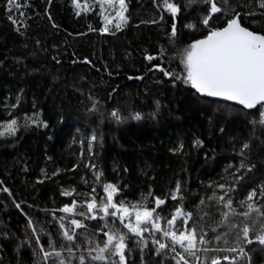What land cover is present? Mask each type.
I'll use <instances>...</instances> for the list:
<instances>
[{"label": "trees", "instance_id": "obj_1", "mask_svg": "<svg viewBox=\"0 0 264 264\" xmlns=\"http://www.w3.org/2000/svg\"><path fill=\"white\" fill-rule=\"evenodd\" d=\"M171 2L181 6L175 20L157 7L160 0H125L127 23L117 30L113 19L105 32L101 31L104 22L98 15V5L76 15L73 0H28L29 6L22 9L25 16L12 13L23 24H14L8 19L6 0H0V123L17 118L22 124L25 115L39 112V119L46 124L21 126L15 136L0 137V232L8 233L7 238L0 235V264H33L27 246L16 251L15 237L24 238L27 218L45 221V227L58 239V225L47 223L52 221V215L45 210L59 209L73 198L78 201L79 210L80 201L91 199V195L84 197L79 193H91L93 187L99 201L106 195L104 182L119 189L114 196L116 201L123 198L134 203L148 191L167 197L161 206L167 211L179 203L168 195L179 181L184 208L193 211L194 216L209 213L203 221L206 238L211 240L207 246H235L232 241L239 228L229 232L228 245L212 239L227 225L217 226L220 205L209 197L214 192L223 195L214 182H231V173H235L242 179L225 199H233L237 212L246 210L238 202L253 188L259 192L264 183V126L252 123L258 119L256 109L209 99L153 68L159 64L165 70L180 72L179 53L204 35L202 26L185 27L196 19L194 9L204 6L193 5L185 12L184 0ZM230 2L237 5V11L247 10L240 5L248 0ZM255 7L252 0L250 8ZM172 23L176 24L175 37H170ZM243 24L264 34V15L259 11L244 17ZM161 48L165 50L162 57ZM146 55L154 58L149 61ZM17 97L18 106L8 107L17 103ZM156 101L160 105L158 111ZM114 109L128 119L117 123L109 115ZM130 112H139L141 118L132 119ZM92 132L98 140L92 142L89 152ZM194 137L203 144L195 146ZM241 140L250 141V150L245 154L247 162L254 165L251 171L236 172ZM179 141L183 142V151H170ZM92 164L102 172L100 182L95 184ZM68 188L76 191L71 196L62 195V190ZM202 199L204 204L197 210ZM254 200L264 205L259 195ZM147 206L154 207L151 197ZM255 215L251 213L248 221L243 216L230 215L229 220L242 227L245 222L251 223ZM85 223L93 229L98 227L96 220ZM116 226L122 229L118 220ZM212 227L216 228L215 233ZM96 236L104 239L102 232H96ZM46 240L42 237L41 243L46 244ZM129 248L132 251L126 252L127 264H142L140 250L131 238ZM245 250L250 264H264V246L253 242L245 245ZM225 254L233 255L210 251L207 256ZM171 255L168 264H175ZM159 260L149 240L143 264H157ZM221 264L228 262L222 260ZM240 264H249L248 259H242Z\"/></svg>", "mask_w": 264, "mask_h": 264}, {"label": "snow or ice", "instance_id": "obj_2", "mask_svg": "<svg viewBox=\"0 0 264 264\" xmlns=\"http://www.w3.org/2000/svg\"><path fill=\"white\" fill-rule=\"evenodd\" d=\"M77 9L76 15H80L81 11H89L93 7L99 6L98 15L104 22L101 31H108L107 25L116 20L115 27L119 30L123 24L127 23V5L125 0H73ZM156 3V0H154ZM256 7L250 8L252 0H248L246 4L240 5L241 8L247 9L243 12L237 11V5L230 0H184L185 12L193 5H203L200 9L195 8L197 12L196 19L185 25L187 28L196 29L202 26L204 35L200 39L193 40L180 53V64L182 69L180 72L169 71L162 68L159 64L153 65L158 68L166 77H174L181 80L184 84L190 85L196 93L207 97L222 98L225 101L235 102L243 106L245 109H256L258 119L253 120L255 125L259 123L264 126V34L250 30L243 24L244 17L255 15L257 11L264 15V0H255ZM29 6L28 0H6L5 8L8 19L14 24L21 23L18 17L25 16L23 8ZM157 7L162 11L166 10L175 20L178 13L181 12V6L171 0H160ZM106 10H110L106 13ZM18 14L17 18H13L12 13ZM163 19V15H161ZM155 22V21H152ZM19 30V29H17ZM176 35V24L172 23L170 37ZM165 50L161 48L159 55L162 57ZM147 60L151 61L154 57L146 55ZM132 77H129L131 79ZM140 79L141 77H136ZM9 105L15 108L19 104ZM156 111L159 110V101L155 102ZM95 110V103L93 104ZM11 113H9L10 115ZM117 123H123L128 117L122 116L118 109H114L109 113ZM130 117L139 120L141 114L139 112H130ZM155 115V112L153 113ZM40 113L35 112L31 116L25 115L23 123H18L17 118H12L0 123V137L15 136L18 128L21 126L27 128L29 124H37L46 126L45 122L39 119ZM221 132L223 128L219 129ZM88 143L89 152L92 149V142L98 140L95 132H92ZM102 144V135L99 137ZM84 143L83 140L80 141ZM195 146H201L203 141L199 138H193ZM250 141L241 140L239 145V155L241 157L236 172L241 169L251 171L254 165L247 162L246 151L250 150ZM184 145L182 141L177 146L170 149L173 152H182ZM93 176L95 181L100 182L102 172L96 169V165L92 164ZM56 172H53L55 175ZM232 181L225 183L214 182L216 187L223 191V195L217 196L214 192L210 200L215 199L220 205V212L217 226L227 225L224 232L216 234L212 239L217 243L223 241L224 245L229 244L227 236L233 229L239 228L236 232L232 243L235 246L209 248L207 245L211 240L207 239V231H205L204 216L209 213L203 212L201 215L194 216V212L186 210L183 205L184 195L181 184L176 182L174 190H169L168 195L173 201L178 200L179 203L173 205L170 210L161 208L165 205L167 197L155 196L151 191L142 193L140 200L137 202H126L123 198L116 201L114 196L119 189L112 183H103V192L105 196H101L99 201L95 196L96 189L93 187L91 193H79V195L91 199L80 201V209H77L78 201L73 198L70 203H65L59 209L45 210L50 211L52 221L58 225L57 238L53 237L51 231L45 227V221L33 220L27 218L24 238L15 237L16 251L20 252L25 246L30 249L33 257V264H127V253H131L129 248V239L140 250V258L143 264L144 250L148 247L149 240L156 256L160 257L157 264H168L170 259L175 264H221V261H227L228 264H240L244 258L248 259L250 264L249 253L245 250V245H251L257 242L264 246V205H258L254 200L259 195L264 200V183L259 186V192L255 188L251 189L246 197L239 201L240 207H246L243 212H237L233 207V199L225 197L229 192L236 189V185L242 176L231 173ZM222 179H225L222 177ZM87 183V181H85ZM212 185L210 184L209 187ZM8 192L7 188L3 189ZM75 188L62 190V195L71 196L75 192ZM149 197L154 202V207H148ZM204 204V200H200L197 205ZM16 207H19L17 204ZM160 211L157 212V209ZM59 212L61 215L57 216ZM255 212V217L251 219V223L245 222L243 226L237 225L230 221V215H240L248 221L251 213ZM166 213V214H165ZM79 217V218H77ZM96 220L98 227L93 229L85 221ZM122 225V229L116 226V221ZM193 221L189 225V221ZM162 221L164 222L162 224ZM179 221V224H177ZM259 223V227H256ZM6 227V225H5ZM126 229V231H124ZM79 230V231H77ZM212 232H216V228H211ZM96 232H102L104 239H99ZM145 233L148 235L145 236ZM251 233V235H250ZM5 238L8 237L7 232H0ZM42 237H47L46 244L41 243ZM179 249V250H178ZM214 251L217 253H231L207 256V253ZM203 254L201 256L200 254Z\"/></svg>", "mask_w": 264, "mask_h": 264}, {"label": "water", "instance_id": "obj_3", "mask_svg": "<svg viewBox=\"0 0 264 264\" xmlns=\"http://www.w3.org/2000/svg\"><path fill=\"white\" fill-rule=\"evenodd\" d=\"M206 97H207V96H206ZM207 98L212 99V100H220V101L225 102V103H229V104H232V105L240 106V105L236 104L235 102L225 101V100H223L222 98H217V97H207ZM77 231H78V230H77Z\"/></svg>", "mask_w": 264, "mask_h": 264}, {"label": "bare ground", "instance_id": "obj_4", "mask_svg": "<svg viewBox=\"0 0 264 264\" xmlns=\"http://www.w3.org/2000/svg\"><path fill=\"white\" fill-rule=\"evenodd\" d=\"M79 231V230H78Z\"/></svg>", "mask_w": 264, "mask_h": 264}, {"label": "rangeland", "instance_id": "obj_5", "mask_svg": "<svg viewBox=\"0 0 264 264\" xmlns=\"http://www.w3.org/2000/svg\"><path fill=\"white\" fill-rule=\"evenodd\" d=\"M179 224V223H178Z\"/></svg>", "mask_w": 264, "mask_h": 264}]
</instances>
